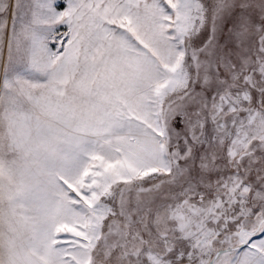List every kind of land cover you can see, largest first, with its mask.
Instances as JSON below:
<instances>
[{
	"label": "snow or ice",
	"instance_id": "obj_1",
	"mask_svg": "<svg viewBox=\"0 0 264 264\" xmlns=\"http://www.w3.org/2000/svg\"><path fill=\"white\" fill-rule=\"evenodd\" d=\"M0 264H264V0H0Z\"/></svg>",
	"mask_w": 264,
	"mask_h": 264
}]
</instances>
